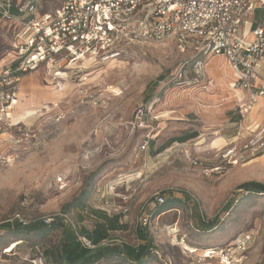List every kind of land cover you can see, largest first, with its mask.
<instances>
[{"label": "rangeland", "instance_id": "374dc122", "mask_svg": "<svg viewBox=\"0 0 264 264\" xmlns=\"http://www.w3.org/2000/svg\"><path fill=\"white\" fill-rule=\"evenodd\" d=\"M63 2L40 0L38 6L56 15ZM249 19L263 22L260 11ZM17 28L0 26V67L16 56L11 41ZM117 52L111 60L69 69L62 80L47 67L23 77L16 126L0 136V264H51L45 251L84 226L92 229V210L122 215L126 227L111 238L138 245L139 217L153 213L157 195L188 196L146 229L161 264L197 260L174 245L170 227L202 247L253 233L248 262H264V193L241 189L250 181L264 184V149L257 148L264 141L262 100L245 112L246 94L232 90L236 78L223 58L208 61L204 78L193 72L179 78L186 61L191 71L194 54L172 39L125 43ZM186 134L197 136L177 140ZM84 189L91 191L86 210L68 213L63 227L46 235L17 229L15 219L62 218L63 205ZM8 222L11 229H3ZM98 264L128 263L116 257Z\"/></svg>", "mask_w": 264, "mask_h": 264}, {"label": "built area", "instance_id": "2783aa9c", "mask_svg": "<svg viewBox=\"0 0 264 264\" xmlns=\"http://www.w3.org/2000/svg\"><path fill=\"white\" fill-rule=\"evenodd\" d=\"M38 4L40 0L25 3L0 0V26L18 27L11 41L16 56L0 67V136L16 126V107L25 75L47 67L55 80L61 79L69 69H79L87 61L111 60L119 55L117 49L125 43L175 40L183 53L194 54L191 71L188 72L190 61H186L178 71L179 78L190 72L204 78L202 57L204 60L211 56L224 57L236 78L233 89L251 91L245 112L251 110L258 97H264V22L245 32L249 17L257 10H264V1L64 0L56 15L42 12ZM257 79L260 84L254 88ZM144 112L139 114L143 116ZM258 147L264 149V141ZM246 148L253 146L248 144ZM166 201L163 195H157L152 210ZM126 213L127 208L123 211ZM165 214L154 216L144 211L139 217V227L147 233L146 229L157 227ZM53 220L44 222L50 224ZM170 230L176 239L174 245L195 256L196 264H249L253 233L239 234L226 246L198 247L181 237L180 229L170 227ZM78 240L94 248L88 239L78 236ZM149 251L160 260L155 264H161L162 255L153 243ZM198 253L200 256L195 255Z\"/></svg>", "mask_w": 264, "mask_h": 264}, {"label": "trees", "instance_id": "16d2710c", "mask_svg": "<svg viewBox=\"0 0 264 264\" xmlns=\"http://www.w3.org/2000/svg\"><path fill=\"white\" fill-rule=\"evenodd\" d=\"M197 134H186L184 137L177 139L180 142H186L195 138ZM162 147L160 150H164ZM241 189L247 193L263 194L264 184L256 181L246 182L241 186ZM91 191L84 189L81 194L74 198L71 202L66 203L62 207V218L54 219L50 224H46L44 221H36L23 225L19 219H15L20 232L26 230L28 234H43L46 235L52 230H57L66 225L65 216L73 210H82L84 212L87 208L86 201L89 198ZM185 197H170L166 203L157 207L153 211V215H160L162 213L174 210L175 204H186L187 195ZM93 215L96 218V222L92 229H88L85 226L81 228L80 233H76V236L68 241L62 240L55 248L46 250L45 254L49 258L51 264H98L103 260L118 259L127 262L128 264H141L148 260L151 264L157 262L155 257L149 248L152 245L148 234L143 229L139 228L136 232L138 245L129 244H116L115 239L111 238V233L121 230L126 227V224L122 222V215L109 216L107 213L92 210ZM209 224H212L209 222ZM3 229L10 230L11 224L5 223ZM210 227V226H209ZM212 227V226H211ZM212 230L215 228H211ZM78 236L88 239L94 248H88L78 240ZM22 240V239H21ZM196 246V245H195ZM200 247V246H198Z\"/></svg>", "mask_w": 264, "mask_h": 264}, {"label": "crops", "instance_id": "0c3cea01", "mask_svg": "<svg viewBox=\"0 0 264 264\" xmlns=\"http://www.w3.org/2000/svg\"><path fill=\"white\" fill-rule=\"evenodd\" d=\"M257 11H260L261 12V17L263 18V22H264V11L263 10H257ZM262 22V23H263ZM259 23H261V22H256V21H252L251 19H249V22H248V24L246 25V27H245V32L246 33H248L249 31H250V28L251 27H255L257 24H259ZM250 39H251V37H250ZM224 59V61H226V59L224 58V57H221V56H211V57H208L207 59H203V57H202V59L201 60H203L204 62H205V72H206V67L208 66V61L210 60V59H213V60H217V61H219V63H221V59ZM212 60V61H213ZM226 63H227V61H226ZM228 64V63H227ZM217 65H218V63H217ZM229 66V65H228ZM229 69H230V72L233 74V71L231 70V68L229 67ZM262 78L264 79V71H263V73H262ZM253 84H254V88H257L258 87V85L260 84V80H255L254 82H253ZM229 85H231V88H232V86L234 85V82H231ZM21 89H22V86H21ZM232 90H233V88H232ZM255 90V89H254ZM242 92V94H246V96L245 97H247V103H250V101H251V98H250V95H251V91H241ZM235 93H240L239 91H237L236 90V92ZM236 98H237V96H236ZM239 100V99H238ZM240 100H242L243 101V99H240ZM239 100V101H240ZM259 100L261 101L262 100V105L264 106V97H258L257 99H256V101H255V103L253 104V106L254 107H256V105H258V103H259Z\"/></svg>", "mask_w": 264, "mask_h": 264}, {"label": "bare ground", "instance_id": "6f19581e", "mask_svg": "<svg viewBox=\"0 0 264 264\" xmlns=\"http://www.w3.org/2000/svg\"><path fill=\"white\" fill-rule=\"evenodd\" d=\"M14 121H15V119H14Z\"/></svg>", "mask_w": 264, "mask_h": 264}]
</instances>
